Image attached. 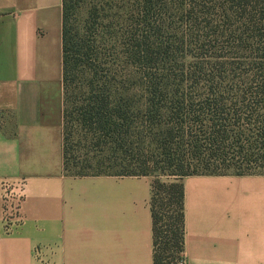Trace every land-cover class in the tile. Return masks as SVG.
Segmentation results:
<instances>
[{
    "label": "trees",
    "instance_id": "16d2710c",
    "mask_svg": "<svg viewBox=\"0 0 264 264\" xmlns=\"http://www.w3.org/2000/svg\"><path fill=\"white\" fill-rule=\"evenodd\" d=\"M62 38L66 173L165 176L154 264H180L183 180L264 177V0H63Z\"/></svg>",
    "mask_w": 264,
    "mask_h": 264
},
{
    "label": "crops",
    "instance_id": "0c3cea01",
    "mask_svg": "<svg viewBox=\"0 0 264 264\" xmlns=\"http://www.w3.org/2000/svg\"><path fill=\"white\" fill-rule=\"evenodd\" d=\"M62 34L63 0H0V264H154L153 178L65 171ZM183 185L187 264H264V177Z\"/></svg>",
    "mask_w": 264,
    "mask_h": 264
},
{
    "label": "rangeland",
    "instance_id": "374dc122",
    "mask_svg": "<svg viewBox=\"0 0 264 264\" xmlns=\"http://www.w3.org/2000/svg\"><path fill=\"white\" fill-rule=\"evenodd\" d=\"M111 175H115L114 173H111ZM149 175L153 178V180H155L157 177L160 178V180L162 182H166L169 181L165 176L158 174L157 172L150 170L149 171Z\"/></svg>",
    "mask_w": 264,
    "mask_h": 264
},
{
    "label": "built area",
    "instance_id": "2783aa9c",
    "mask_svg": "<svg viewBox=\"0 0 264 264\" xmlns=\"http://www.w3.org/2000/svg\"><path fill=\"white\" fill-rule=\"evenodd\" d=\"M10 218H11V217H10L9 213L6 211V213H5V218H4V220H5V222H6V225L8 224ZM180 264H187V263H186V257H185L184 254H183V256H182V259L180 260Z\"/></svg>",
    "mask_w": 264,
    "mask_h": 264
}]
</instances>
